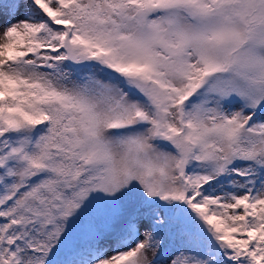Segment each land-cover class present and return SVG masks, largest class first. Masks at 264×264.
I'll return each mask as SVG.
<instances>
[{
    "label": "snow or ice",
    "instance_id": "1",
    "mask_svg": "<svg viewBox=\"0 0 264 264\" xmlns=\"http://www.w3.org/2000/svg\"><path fill=\"white\" fill-rule=\"evenodd\" d=\"M0 264H264V0H0Z\"/></svg>",
    "mask_w": 264,
    "mask_h": 264
}]
</instances>
